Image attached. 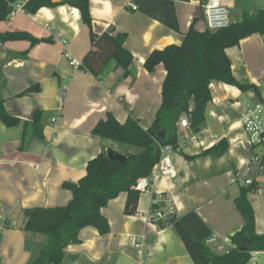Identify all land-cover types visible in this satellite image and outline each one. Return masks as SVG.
<instances>
[{
	"label": "crops",
	"instance_id": "1",
	"mask_svg": "<svg viewBox=\"0 0 264 264\" xmlns=\"http://www.w3.org/2000/svg\"><path fill=\"white\" fill-rule=\"evenodd\" d=\"M220 2L234 22L245 12L264 9V0ZM204 3L89 0L92 32L112 31L125 37L123 47L133 57L126 76L113 61L99 78L70 65L71 59L82 62L92 48L89 29L74 7L41 8L34 14L22 11L0 23L1 32H25L40 40L34 46L26 40L0 41V102L20 120L12 127L0 120V264H30L47 244L46 236L24 231L21 209L66 205L72 196L62 184L77 183L85 176L89 160L109 148L123 155L135 152L93 135L92 129L107 114L120 124L132 118L144 130L151 126L166 71L159 64L148 72L144 62L155 50L180 45L192 25L205 31ZM57 34L67 41L66 47ZM225 54L237 82L264 87V36H248ZM31 87L37 91L23 93ZM209 90L211 100L201 131L177 123L179 151L171 152L177 177H159L152 185L154 192L170 195L177 218L161 228L149 223L146 193L138 194L135 212L125 214L127 194L122 192L101 209L109 232L81 229L78 242L63 250L59 264H200L198 244L215 254L234 247L232 237L244 225L235 203L242 189L254 213L255 232L264 234V195L249 193L241 179H234L236 172L247 173L251 157L262 150L251 149L239 124L240 101L255 103L257 97L251 90L216 81ZM37 112L42 138L32 134ZM222 140L227 143L225 151H209ZM250 174L255 183L264 184L256 167L251 166ZM211 238L216 242L207 245ZM135 239L141 249L133 244ZM247 264H264V252H253Z\"/></svg>",
	"mask_w": 264,
	"mask_h": 264
},
{
	"label": "trees",
	"instance_id": "2",
	"mask_svg": "<svg viewBox=\"0 0 264 264\" xmlns=\"http://www.w3.org/2000/svg\"><path fill=\"white\" fill-rule=\"evenodd\" d=\"M22 2L23 11L34 14L41 8L70 6L76 8L82 23L89 29L92 48L84 56L81 67L99 78L110 61L123 70L126 76L133 61L132 55L123 47L124 35L112 31L97 35L91 30L89 0H0V23L7 19L13 6ZM253 34L264 36V9L245 12L226 29L203 32L192 25L180 45H169L153 51L145 60L144 68L153 72L162 64L166 75L161 85V103L149 128L142 129L137 120L129 118L118 123L111 114L100 120L92 134L134 148V153H125L123 163L111 161L102 152L86 165V174L77 183L65 182L62 188L71 192L70 201L57 207H34L19 211L24 231L44 235L47 244L30 264H59L63 250L78 242L79 231L93 227L100 234L109 232L101 209L120 193L127 194L125 214L135 212L138 193L133 186L139 178L150 174L160 159V146L170 145L179 151L177 123L187 115L191 131L199 133L205 123V108L211 100L209 85L212 81L235 86L241 91L251 90L257 99L261 91L253 85L237 82L231 72L225 50ZM26 40L31 46L40 40L25 32H1L0 41ZM37 91L31 87L23 93ZM22 93V94H23ZM0 120L8 127L19 124L17 117L9 115L0 102ZM40 113L34 115L32 134L42 138ZM227 149L222 140L209 151L223 152ZM242 189L236 206L244 219V225L233 237L234 247L223 254H215L204 244L197 245L200 264H247L253 252H264V234L255 232V218L251 205Z\"/></svg>",
	"mask_w": 264,
	"mask_h": 264
},
{
	"label": "built area",
	"instance_id": "3",
	"mask_svg": "<svg viewBox=\"0 0 264 264\" xmlns=\"http://www.w3.org/2000/svg\"><path fill=\"white\" fill-rule=\"evenodd\" d=\"M133 10L136 6L131 5ZM22 2H18L13 6V11L9 16H13L18 12L23 11ZM203 15L206 23V28L210 31L226 29L231 24V16L228 9L221 5L220 0H205L203 4ZM46 31H50L49 27H45ZM56 38L63 47L67 46V41L57 34ZM65 57L70 58L68 54ZM73 67H80L81 62L74 59L69 60ZM261 98L255 103L240 101L242 111L239 115V124L243 129L248 145L251 149L260 148L261 152L253 154L250 161L249 170L245 174L236 172L234 179H241L243 187L248 189L249 193L256 195H264V184L255 183L250 174L251 166L258 169V173L264 177V87H261ZM53 122L56 119H52ZM179 126L190 130V124L187 115H182L179 119ZM174 149L170 145L160 146V159L153 166L149 175L139 178L133 190L138 194L146 193L150 195V213L147 221L158 228L172 223L177 218V209L172 198L165 192H154L152 190L153 182L161 177L167 179H175L177 177V169L172 161L171 152ZM16 225L15 221L10 223ZM216 240L211 238L206 241L207 245L214 244ZM133 244L139 249L142 245L137 239L133 240ZM227 252V251H226Z\"/></svg>",
	"mask_w": 264,
	"mask_h": 264
},
{
	"label": "water",
	"instance_id": "4",
	"mask_svg": "<svg viewBox=\"0 0 264 264\" xmlns=\"http://www.w3.org/2000/svg\"><path fill=\"white\" fill-rule=\"evenodd\" d=\"M231 23H234V18L231 17ZM106 156L109 160L111 161H117V162H120V163H123L125 162L126 160V156L121 154V153H118L112 149H107L106 150Z\"/></svg>",
	"mask_w": 264,
	"mask_h": 264
},
{
	"label": "rangeland",
	"instance_id": "5",
	"mask_svg": "<svg viewBox=\"0 0 264 264\" xmlns=\"http://www.w3.org/2000/svg\"><path fill=\"white\" fill-rule=\"evenodd\" d=\"M125 147H127V146H125Z\"/></svg>",
	"mask_w": 264,
	"mask_h": 264
}]
</instances>
